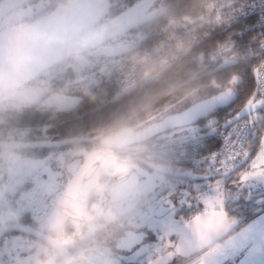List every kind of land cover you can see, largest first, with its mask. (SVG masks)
I'll list each match as a JSON object with an SVG mask.
<instances>
[{"label":"flooded vegetation","instance_id":"obj_1","mask_svg":"<svg viewBox=\"0 0 264 264\" xmlns=\"http://www.w3.org/2000/svg\"><path fill=\"white\" fill-rule=\"evenodd\" d=\"M160 5L154 3L155 7ZM101 48L81 54L94 63L83 65L78 71L82 74L72 80L57 76L51 67L19 87L42 91L38 101L0 102V236L11 231L10 222L20 228L16 232L18 264H69L66 258L71 264H147L172 249L176 220L185 222L208 209H225L234 219L231 212L239 208L229 196L225 198V189L212 192L210 196L218 202L205 206L210 189L193 192V180L185 173L203 175L194 168L163 163L169 173L162 172L165 182L160 188L154 177L156 169L140 162L138 156L103 144L109 134L132 124L123 121L85 132L76 127L64 130L65 115L78 116L79 105L100 83V66L97 70L93 67L103 59ZM69 66L70 74L76 71ZM53 94L78 97L80 102L72 109L44 103ZM176 106L172 101L167 112ZM80 136L90 140L60 144ZM129 175L137 176L138 183L129 196L120 198L128 192L124 180ZM164 216L173 229L163 236L160 220ZM200 254L178 257L169 264H192Z\"/></svg>","mask_w":264,"mask_h":264},{"label":"water","instance_id":"obj_2","mask_svg":"<svg viewBox=\"0 0 264 264\" xmlns=\"http://www.w3.org/2000/svg\"><path fill=\"white\" fill-rule=\"evenodd\" d=\"M30 1L32 0H0V23L12 10ZM155 1L135 0L118 13L103 18L109 10L110 0H68L58 3L54 8L27 22L0 26V102L3 99L31 103L38 101L43 95L42 91L30 87H19L76 54L88 53L102 45L100 51L106 59L137 49L138 45L134 41L124 37L115 38L164 15L167 12L166 7L162 5L155 7ZM112 39L115 40L108 43ZM234 62L233 59L221 61L209 73L230 66ZM140 82L139 80L122 91L117 98L133 91ZM232 88L224 87L153 121L154 116L141 127L119 128L109 134L103 144L117 150L127 149L164 132L193 125L209 117L217 107H226L217 102ZM79 102L78 97L61 94L50 95L44 100V103L58 106L60 109H72ZM229 103L232 102L229 101ZM190 131H192L190 128H185L180 134ZM195 138L196 134L183 135L175 141L186 142ZM75 139L90 140L85 136L72 137L61 141L60 144H69ZM137 158L150 168L169 173L168 168L160 162ZM185 173L191 180L197 176L190 171ZM124 183L128 187V192L120 198L131 194L138 183V177L129 175ZM111 190L114 191L113 187ZM176 222L178 230L172 249L159 254L147 264H169L178 257H194L242 224L239 219H231L229 212L225 209L203 210L185 222L179 220ZM62 257L65 258L66 255ZM65 260L71 264L68 258Z\"/></svg>","mask_w":264,"mask_h":264},{"label":"snow or ice","instance_id":"obj_3","mask_svg":"<svg viewBox=\"0 0 264 264\" xmlns=\"http://www.w3.org/2000/svg\"><path fill=\"white\" fill-rule=\"evenodd\" d=\"M211 39L242 50L246 60L240 65V76L232 77L233 88L218 99L226 107H217L216 115L227 112V117L198 128L196 148L189 149L184 158L203 173L193 177L192 191L211 189L215 181L246 217L264 218V0H240L229 23ZM10 225L11 231L0 236V258H4L0 264H18L16 232L20 228L15 222Z\"/></svg>","mask_w":264,"mask_h":264},{"label":"trees","instance_id":"obj_4","mask_svg":"<svg viewBox=\"0 0 264 264\" xmlns=\"http://www.w3.org/2000/svg\"><path fill=\"white\" fill-rule=\"evenodd\" d=\"M35 1L37 0H32L31 2ZM66 1L68 0H44L43 7L35 12V15L31 19L44 14L48 10L54 8L58 3ZM134 1L135 0H110L109 10L103 18H108L118 13L131 5ZM200 1L201 0H156L155 3H160L162 6H165L167 12L158 19L135 28L122 36L134 41L138 45L137 49H145L160 37L169 33L175 24L189 23L197 19L201 13ZM23 5H26V3ZM31 19H26L25 22ZM220 29L222 28H215L211 34L204 39L200 46L179 60L157 81L152 83L141 82L128 94L105 102H101L98 98V85L91 95L85 97L79 105L78 116L72 113L65 115L67 121L64 125V130L70 131L76 127L82 132H85L92 128L112 126L123 121H125V124H132L130 127L135 126L138 128L148 123L150 118L152 119L154 116L155 118H160L167 114V108L172 101L177 102V106L171 111L186 107L191 103V101H189L190 96L197 89L214 86L218 91L227 86L233 87L232 77L240 76V65L245 62L246 58L233 59L235 62L232 65L209 73V71L221 61L228 59V57H221L214 60L207 59L208 53L218 43V41L211 39V37ZM199 52H204L206 56L202 63L198 61ZM71 60L72 58H68L52 67L54 71L57 72V76L63 75L64 78L62 79L72 80L73 77L82 74L76 71H72L70 74L72 68L68 64ZM104 60L105 58L94 65L93 69L97 70L98 66H100ZM233 107H238V105H233ZM216 110L209 117L185 128H190L194 131L193 134H196L198 128L206 125L211 120L227 117V112H225L222 117H217ZM160 112H162L161 116L158 115ZM263 132L264 130H261L262 135ZM149 141L164 142L171 140H167L166 137L159 134ZM255 148L256 152H259L258 140ZM183 167L188 168L187 165ZM227 194L229 195L228 192ZM231 215L234 219H239L241 223L252 217L250 215L246 217L244 212L239 208L233 210Z\"/></svg>","mask_w":264,"mask_h":264},{"label":"built area","instance_id":"obj_5","mask_svg":"<svg viewBox=\"0 0 264 264\" xmlns=\"http://www.w3.org/2000/svg\"><path fill=\"white\" fill-rule=\"evenodd\" d=\"M240 0H201V13L189 23L175 24L173 29L160 37L145 49L106 58L98 69V98L101 102L113 100L139 80L152 83L179 60L188 55L206 39L215 28H223L229 23L234 7ZM209 60L228 57V59L246 58L242 50L218 42L207 56ZM206 58L204 52L198 53V61ZM140 82V83H141ZM198 141H164L156 144H141L123 150L128 155L140 156L151 161H163L193 168L184 162L189 149H195ZM246 150V149H245ZM138 264H145L140 261Z\"/></svg>","mask_w":264,"mask_h":264},{"label":"rangeland","instance_id":"obj_6","mask_svg":"<svg viewBox=\"0 0 264 264\" xmlns=\"http://www.w3.org/2000/svg\"><path fill=\"white\" fill-rule=\"evenodd\" d=\"M43 4H44V0H37L35 2H28L26 3V5H22V6H19L17 8H15L14 10H12L10 13H8L1 21L0 23V26H5V25H9V24H18V23H22V22H25L26 19H31L34 15H35V12L39 11L42 7H43ZM73 60V61H72ZM71 61H69V64L68 65H71L72 67H74V69L76 70V72L79 71V69L83 66V65H90V64H93V60L91 59H87L85 58L84 56H82L81 54H76L74 56V59H72ZM217 91V88H215L214 86H209V87H206V88H201V89H197L189 98V101L191 102H194L202 97H206V96H209L213 93H215ZM185 128H182V129H174V130H171V131H168V132H164L161 134V136H164L167 138V140H171V141H175V140H178L181 136L183 135H191L193 134L194 131H190V132H186L184 134H180V132L184 131ZM263 135H264V132H263ZM160 163H165L163 161H160ZM257 163H259V161H257ZM177 168H181L182 166L180 165H176ZM154 177L156 179H158V185L159 187H163V184L165 182V177H164V174L161 172V171H154ZM212 183V187L210 189V192L209 193V196L207 198H204V204L205 206L207 207H210V206H213L216 204V202H218L217 200H213V196H210L212 195L213 193L212 192H216L218 190H222L224 189L223 186L221 185H218L217 182L213 181L211 182ZM214 192V193H215ZM222 193V192H221ZM224 195H225V198H228V194H227V191L225 190L224 191ZM218 206H222V202H219L217 204ZM161 223L164 224L163 227H161V231H160V234L163 235L165 234L164 230L170 226L168 224V216H164L163 218H161ZM258 222H253V223H250L248 224L246 227H244L243 229H241L240 231L238 232H235L237 231L238 229H235L234 231H232L231 233L228 234V236L225 237V243L228 245L229 244H233V242L236 240V239H240L241 240V244L242 246L244 247V249H248L250 246H249V242L251 241V235H250V228L252 227V225H255L257 224ZM164 236V235H163ZM165 239V237H163ZM212 254V251H209V252H203L201 253L197 259L193 260L192 261V264H208L207 260L210 258V255ZM232 261H235L234 260V256L231 254V257H229V262H232ZM220 261L219 260H216L215 262H210L209 264H212V263H219Z\"/></svg>","mask_w":264,"mask_h":264},{"label":"crops","instance_id":"obj_7","mask_svg":"<svg viewBox=\"0 0 264 264\" xmlns=\"http://www.w3.org/2000/svg\"><path fill=\"white\" fill-rule=\"evenodd\" d=\"M262 219L264 218L251 217L247 221L243 222L238 227L239 229L237 228L238 230L235 231L238 232L248 224L258 222L257 224L252 225L249 230L252 239L249 242L250 247L248 249H244L239 238L236 239L233 244H226L225 236L223 239L203 251H212V254L210 255V258L207 260V262H215L216 260L229 261V257H231L232 254L235 260L232 261L233 264H264V223L261 222ZM170 229H173L172 225L168 226L164 232H167ZM176 231L177 228H175L174 233H176Z\"/></svg>","mask_w":264,"mask_h":264},{"label":"bare ground","instance_id":"obj_8","mask_svg":"<svg viewBox=\"0 0 264 264\" xmlns=\"http://www.w3.org/2000/svg\"><path fill=\"white\" fill-rule=\"evenodd\" d=\"M136 50V49H135ZM130 52H132V51H130ZM129 53V52H128ZM126 54V53H125ZM121 55H123V54H121ZM110 57H114V56H110ZM108 58V57H107ZM146 143H150V144H156V143H159L158 141H145V142H142V143H137V144H134L133 146H135V145H141V144H146ZM138 157H140V156H138ZM143 158V157H142ZM145 159V158H144ZM147 160V159H146ZM149 161H151V160H149ZM152 162H154V161H152Z\"/></svg>","mask_w":264,"mask_h":264}]
</instances>
